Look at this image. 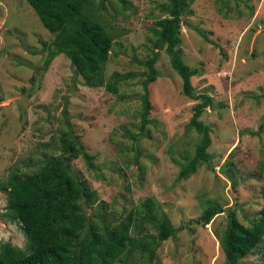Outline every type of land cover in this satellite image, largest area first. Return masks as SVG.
<instances>
[{"label": "rangeland", "instance_id": "374dc122", "mask_svg": "<svg viewBox=\"0 0 264 264\" xmlns=\"http://www.w3.org/2000/svg\"><path fill=\"white\" fill-rule=\"evenodd\" d=\"M166 1L104 0L102 6L94 0L95 15L113 37L104 77L118 73L115 94L85 84L64 54L43 69L48 53L42 43L53 34L26 0H0V186L61 155L59 138L72 131L92 163L84 156L70 162L97 193L84 205L90 218L99 214L111 225L132 213L131 236L151 245L148 236L157 231L142 203L152 199L155 215L164 213L177 229L151 260L133 251L117 264H264V241L230 258L225 235L234 208L240 226L235 235L248 244L246 228L263 204L264 0H193L181 16L178 52L197 70L194 95L211 97L200 116L210 128L211 160L187 179L178 173L200 140L188 127L199 100L183 94L164 49L156 50L158 77L148 85L152 108L141 127L144 62L155 51V23L166 15ZM5 194L0 188V245L24 247L20 223L5 214ZM211 203L221 211L206 225L196 221ZM69 249L67 262L75 253Z\"/></svg>", "mask_w": 264, "mask_h": 264}, {"label": "trees", "instance_id": "16d2710c", "mask_svg": "<svg viewBox=\"0 0 264 264\" xmlns=\"http://www.w3.org/2000/svg\"><path fill=\"white\" fill-rule=\"evenodd\" d=\"M26 1L41 24L53 34L51 40L42 43L48 53L43 69L52 58L64 54L85 84L103 85L116 94L118 73L113 72L106 80L104 77L113 37L95 15L97 8L94 0ZM192 1L167 0L161 4L166 15L155 23L158 27L153 43L155 51L144 62L147 72L143 74L141 82V127L149 122L152 105L148 85L158 77L154 67L158 49H164L169 55L171 67L181 78L183 94L199 100L192 107L188 127L200 135V140L196 143L191 159L181 166L178 173L181 179H187L199 164L211 160L207 151L211 143L210 128L200 119L202 112L210 105L211 97L206 93L194 95L191 77L197 70L182 60L177 49L181 41V16L185 11H190L188 8ZM99 2L103 6L104 0ZM59 143L61 155L45 159L40 168L29 175L18 177L13 174L1 182L0 188L6 193L5 214L20 223L26 244L24 247L11 243L0 245V264H117L123 254L133 251L145 252L148 260H151L159 243L177 232L168 217L164 213L160 217L155 215L157 212L153 209L152 199L143 201L147 220L153 223L157 231L154 236L147 235L154 240L151 245L142 242L138 244L131 236L132 213L111 225L101 219L99 214H95V219L90 218L84 211V205L92 204L97 199V193L72 170L70 163L73 158L84 156L91 167L90 156L85 153L83 144L72 131L64 133ZM261 194L263 204L260 215L251 220L246 228L250 237L248 244L241 243L242 240L239 243L235 235L240 228L236 210L232 208L227 213L226 252L230 258L235 254L241 256L250 253L257 242L264 241V185ZM219 211L221 207L218 203L208 204L196 221L206 225ZM73 247L75 253L67 262L69 248Z\"/></svg>", "mask_w": 264, "mask_h": 264}]
</instances>
